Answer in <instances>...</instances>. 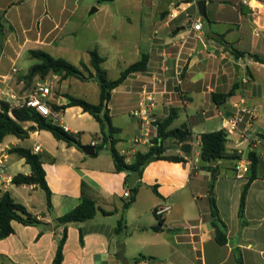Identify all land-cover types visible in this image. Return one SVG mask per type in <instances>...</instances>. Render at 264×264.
Masks as SVG:
<instances>
[{"label":"crops","instance_id":"obj_1","mask_svg":"<svg viewBox=\"0 0 264 264\" xmlns=\"http://www.w3.org/2000/svg\"><path fill=\"white\" fill-rule=\"evenodd\" d=\"M168 1L171 12L148 27L146 71L130 74L115 88L107 108L112 125L119 129L113 135L114 147L126 164H131L137 153L148 151L157 137L154 123L164 120L170 109H176L177 117L169 129L187 124L192 133L190 150L183 151L180 143L166 139L163 155L179 156L183 162H149L135 184L134 202L123 209L129 197L130 173L115 170L106 147L96 153L95 145L101 143L99 124L76 106L53 111L51 105L62 106L67 100L65 93L50 92V119L60 127L66 126L68 133L78 134L82 148L93 146L94 155L56 140L31 122L21 123L25 138L7 135L3 139L0 193L7 192L42 224L12 222L13 233L0 239V264H53L64 228L55 219L72 210L82 192L110 214L98 211L91 220L66 225L61 264H121L118 254L122 249L128 264H237L239 257L243 264H264V140L260 138L264 133V63L250 56L264 59V0H205V17L199 15L195 5L199 0ZM175 3L178 6L174 9ZM151 9L144 6L142 12ZM75 12L76 5L64 0H0V93L9 90L24 99L36 84L44 85L38 77L22 79L34 64L29 61L28 51L42 50L60 58L56 55L64 51L65 39L68 41L76 33L71 26ZM190 19L201 24L200 31L191 28ZM208 34L222 36L228 46L244 56L235 57ZM21 60L26 62L21 65ZM68 81L61 83L68 87ZM143 87L156 92V107L151 122L141 125L129 117V112ZM228 92L231 95L225 103L216 106L212 94ZM67 94L81 98L79 94ZM86 101L98 103L99 91L96 100ZM241 107L252 111V116L242 114ZM234 115L241 121L227 137L225 149L228 156L239 158L219 161L217 176L212 180L213 173L201 168L200 135L226 131ZM142 131L147 135L142 142L134 143ZM16 147L41 157L51 193L50 211L39 186L12 184L15 175L31 174L25 160L10 153ZM249 152L256 153L259 164L257 177L246 191L241 222L238 207L248 174L238 179L234 167L239 161L249 167ZM210 198L226 228L223 245L215 239ZM165 206L169 210L158 216L161 230L154 231V211ZM121 217L123 227L115 233Z\"/></svg>","mask_w":264,"mask_h":264},{"label":"trees","instance_id":"obj_2","mask_svg":"<svg viewBox=\"0 0 264 264\" xmlns=\"http://www.w3.org/2000/svg\"><path fill=\"white\" fill-rule=\"evenodd\" d=\"M206 19L210 22L208 16ZM216 41L223 45L224 48H228L232 55L235 57L244 56L243 52H239L230 46L223 40L222 36L210 35ZM29 57L35 61L28 71V74L22 79L30 80L34 77L44 79L47 75L59 76L61 80L69 78H75L80 81L93 80L99 87V101L96 104L87 102L82 98L72 96L65 93L63 97L67 100L66 104L62 106L51 105V109L55 112L63 111L69 107H79L83 112L88 113L100 126L101 143L95 145L96 153L101 149L107 148L114 163L115 170L117 172H136L142 175L144 167L152 161L166 160L171 162H183V159L179 156H165L163 142L166 139H173L181 144L183 151L190 150L191 130L187 124L175 129H169V126L177 117V110L170 109L167 117L154 123L157 130V137L153 141L152 145L146 153H137L134 156V160L131 164H126L124 158L118 154L115 149V139L113 135L119 132V129L114 127L111 122L109 110L107 104L111 98V92L121 85L125 79L133 73L145 72L148 63V54H141L140 58L126 66L119 73L116 79H110L107 75V71L103 68L102 64L104 58L98 53L96 49L89 50V65L84 62H80V68L69 63L63 58H56L51 56L42 50H30L28 51ZM251 58L260 63H264V59H260L256 55H250ZM231 95V92L227 94H212V100L218 107L223 105L226 99ZM31 122L34 123L38 130H44L49 132L56 140L63 141L69 146H74L77 149H81L82 145L78 139V134H71L65 132L62 127L53 123L49 118H44L36 113L32 108L22 106L15 107L11 104L0 101V143L7 135H14L17 138H25L26 133L23 130L21 123ZM260 138L264 140V133L260 135ZM201 153L200 162L202 169H206L213 173L212 180H215L218 172L217 163L226 158L238 159L236 155L228 156L225 149L227 142V135L223 130L213 131L200 135ZM10 153H14L25 160V163L29 165L31 174L29 176L23 174L15 175L11 182L12 184L19 185H37L45 192L46 207L47 210L51 209V193L47 187L44 179V171L42 168L41 157L24 148H12ZM248 178L244 184L239 201L238 217L243 220V211L245 204V195L247 188L256 177L258 171L259 158L254 152L247 154ZM214 162L215 165H210ZM85 183L82 181L81 189H84ZM129 197L124 203L123 209H127L131 203L135 200L137 188L128 189ZM155 191V190H154ZM156 193V192H155ZM100 211L103 215H109L110 212L99 209L94 199L87 197L84 193H81L80 202L69 212L55 219L58 225H63L62 237L59 240L53 264H61L63 259V244L66 240V225L75 222H85L95 217L96 213ZM210 211H211V224L215 230V239L219 245L226 243V228L218 217L215 201L210 198ZM157 218V224L153 227L154 231L161 230L162 220ZM12 222H17L22 225H41L35 216L30 214L26 208L16 203L7 192L0 193V239H4L13 233ZM123 218L121 217L115 228V233H119L123 227ZM237 264H243L241 258L237 259Z\"/></svg>","mask_w":264,"mask_h":264},{"label":"rangeland","instance_id":"obj_3","mask_svg":"<svg viewBox=\"0 0 264 264\" xmlns=\"http://www.w3.org/2000/svg\"><path fill=\"white\" fill-rule=\"evenodd\" d=\"M64 1L76 5V12L71 21L76 33L70 35L68 41L65 39L64 51L56 56L80 68L81 61L86 60L85 64L89 65V55L86 51L96 49L105 58L102 66L110 79H116L122 69L147 52L148 44L145 40L149 25L171 12L167 9L168 0ZM144 6H152L153 9L151 12H142ZM177 6L178 3H175L173 8ZM91 8H96L97 11L89 14ZM29 61L35 64L31 58ZM25 62L21 60L20 64ZM55 76L49 74L42 81L45 86L50 87L51 93L63 95L70 92L79 94L78 96L86 100H96L99 91L96 82H81L69 78L67 87ZM59 84L65 85L60 88ZM129 117L133 119L130 114Z\"/></svg>","mask_w":264,"mask_h":264},{"label":"built area","instance_id":"obj_4","mask_svg":"<svg viewBox=\"0 0 264 264\" xmlns=\"http://www.w3.org/2000/svg\"><path fill=\"white\" fill-rule=\"evenodd\" d=\"M191 20V19H190ZM191 28L194 31H200L201 30V24L195 20L192 19L191 21ZM12 72H15L13 69ZM51 90L50 87L42 85V84H36L32 94L28 98H20L17 96L14 92L9 90H2L1 96L2 101H5L12 106L15 107H30L32 108L36 113H38L40 116L44 118H49L51 115V109L47 105V98L50 94ZM156 92L154 90H150L146 87H143L140 91L139 98L137 100V103L135 107L130 110L129 114L130 116L135 119L137 122L141 123V125L148 124L151 122L152 115L154 112V109L156 107V99H155ZM240 112L242 114H247L249 116H252V111L247 109L246 107H241ZM241 121V118L238 115H234L232 118L228 121V127L224 131L227 135L232 134V130L237 127V124ZM62 129L67 132V127L63 126ZM146 131H142L141 135L136 137L133 142L134 143H140L143 141L144 136H146ZM236 178L242 179L245 177V175L248 173V164L245 162H237V164L234 167ZM2 172V169H0V173ZM169 210L168 206L165 207H158L155 209L154 213L158 217L162 215L164 212ZM133 264H141V261H135Z\"/></svg>","mask_w":264,"mask_h":264},{"label":"water","instance_id":"obj_5","mask_svg":"<svg viewBox=\"0 0 264 264\" xmlns=\"http://www.w3.org/2000/svg\"><path fill=\"white\" fill-rule=\"evenodd\" d=\"M103 2H110V1H113V0H101ZM196 7H197V10H198V13L201 17H205V0H199L195 3ZM97 9L96 8H91L90 11H89V14H93L94 12H96ZM82 151L86 154V155H89V156H92L94 155V147L93 146H86V147H83L82 148ZM210 165H215L214 162H211ZM140 178V175L136 172H131L129 175H128V178H127V187L129 189H132L135 187V184L136 182L139 180ZM46 228L48 230L51 229V227L49 226H46ZM118 257H119V260L121 262V264H128L127 261L125 259H123V249L120 250L119 254H118Z\"/></svg>","mask_w":264,"mask_h":264}]
</instances>
